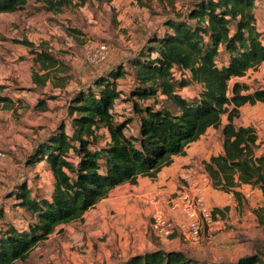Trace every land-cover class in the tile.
Instances as JSON below:
<instances>
[{
  "label": "trees",
  "instance_id": "16d2710c",
  "mask_svg": "<svg viewBox=\"0 0 264 264\" xmlns=\"http://www.w3.org/2000/svg\"><path fill=\"white\" fill-rule=\"evenodd\" d=\"M258 1L263 0H192L185 13L169 17L162 31L147 38L128 59V68L114 66L71 94L69 129L65 123L56 126L26 161L32 168H49L52 192L40 195L20 180L9 194L26 218L8 220L0 210V264L26 262L60 227L82 220L119 186L137 185L141 177L157 178L209 129H220L223 116L222 152L202 163L212 188L232 194L240 204L242 186L264 194V155L257 153V131L235 124L244 106L264 105V87L252 89L237 80L264 64ZM26 5L27 0H0V14L16 13ZM49 5L57 11L65 3ZM22 44L32 47L27 41ZM35 58L39 71L46 72L34 74L38 85L45 87L52 78L56 86L64 84L52 75L58 65L55 57L42 52ZM122 78L132 80L127 99L120 88ZM20 92L0 85V109L14 110L20 99L10 95ZM125 100L132 104V117L117 110ZM36 108L45 110L47 104L40 100ZM227 211L215 207L212 215L218 220ZM116 264L200 263L181 251L156 249ZM234 264L264 260L244 257Z\"/></svg>",
  "mask_w": 264,
  "mask_h": 264
},
{
  "label": "rangeland",
  "instance_id": "374dc122",
  "mask_svg": "<svg viewBox=\"0 0 264 264\" xmlns=\"http://www.w3.org/2000/svg\"><path fill=\"white\" fill-rule=\"evenodd\" d=\"M50 1H63L65 5L57 11L49 10ZM191 2L27 0L23 10L0 14V85L8 92L21 91L10 95L20 99L14 110L0 109V152L5 155L0 165L13 167L9 182L0 192V210L7 215L6 219L26 218L9 194L18 181L23 180L40 195L52 192L53 176L49 168L45 164L32 168L26 161L39 141L56 126L65 123L69 129L67 101L71 94L114 66L128 68V59L139 52L147 38L162 31L169 17L185 13ZM255 14L257 27L264 32V0L258 1ZM24 41L32 47L22 44ZM88 41L108 44L109 53L103 62L88 63L85 57ZM42 52L58 60L52 75L63 79L59 82L64 86H56L55 78L45 87L34 81L35 73L40 76L46 73L39 71L35 63L36 55ZM240 81L252 89L264 87V67L250 71ZM131 84L130 78L120 81L124 99L129 96ZM40 100L46 102L45 110L36 108ZM117 110L124 117L133 115L128 101L118 104ZM226 123L227 116H223L220 129L211 128L189 147V154L196 160L192 165L195 182L179 178L173 192L150 201L147 190L155 187L156 178H150L151 183L144 179L137 185L119 186L82 220L60 227L26 262L17 264H116L129 256L156 249L184 252L200 264H234L253 256L264 260L263 192L254 188L240 191L244 196L240 204L234 196L230 198L213 189L202 168L203 161L222 152L221 129ZM235 124L256 129L260 137L257 153L264 155V105L244 106ZM184 189L204 190L211 208L228 209L215 226H202L197 242L189 240L180 228L184 217L169 212V202ZM129 209H133L132 217L127 216ZM159 213L168 221L167 235L155 228Z\"/></svg>",
  "mask_w": 264,
  "mask_h": 264
},
{
  "label": "built area",
  "instance_id": "2783aa9c",
  "mask_svg": "<svg viewBox=\"0 0 264 264\" xmlns=\"http://www.w3.org/2000/svg\"><path fill=\"white\" fill-rule=\"evenodd\" d=\"M109 53V46L105 42L88 41L85 45V57L89 64L97 65L103 62ZM5 155L0 152V161L4 160ZM233 195L230 194V198ZM213 208L208 205L204 190L197 189L195 192L184 189L169 202V212L180 214L184 217L180 228L187 235L188 239L197 242L200 239L202 226L213 227L217 224L212 215ZM168 221L162 214H157L155 228L160 234L167 235Z\"/></svg>",
  "mask_w": 264,
  "mask_h": 264
},
{
  "label": "crops",
  "instance_id": "0c3cea01",
  "mask_svg": "<svg viewBox=\"0 0 264 264\" xmlns=\"http://www.w3.org/2000/svg\"><path fill=\"white\" fill-rule=\"evenodd\" d=\"M261 67H264V64ZM251 71H253V70H251ZM240 79H237V80L240 81ZM257 134H258V132H257ZM259 138L260 137H259V134H258V142L260 140ZM196 143H194V144H196ZM194 144H192V145H194ZM192 158L193 157L189 154V148L187 150V155L186 156L175 157L173 164L171 166H169V167H165L159 173L158 177L155 180H153L154 183H155V187L151 191L147 190L146 196L149 199L148 201L152 200L155 196L157 197V196H160V195L165 198V196H167L168 194H170L171 192L174 191L173 188L176 186L175 185L176 184V180H178L179 178H181V179L182 178H186L190 182L193 181L192 172H196V171H195L194 168H192V165H193V163L195 164L196 160H193ZM12 170H13V167L8 165V164H6V163L0 165V192H1L2 189L5 188V185L9 182L8 180L10 178L9 176H12ZM144 179L149 180L148 183H151L150 181H152V180H150V178L141 177L138 180V184L141 183V181H143ZM193 182H195V180ZM145 183H147V181ZM163 186H165L166 188H162ZM248 188H252V187L251 186H242L241 188H239V191H245ZM256 191H260V190L256 189ZM224 194H225V196H229L230 197V194H226V193H224ZM164 198H162V199H164ZM217 208H219V207H217ZM220 209H222V208H220ZM132 210L133 209H129L128 210L127 216L132 217V215L130 216V212ZM138 254H142V253H138Z\"/></svg>",
  "mask_w": 264,
  "mask_h": 264
}]
</instances>
